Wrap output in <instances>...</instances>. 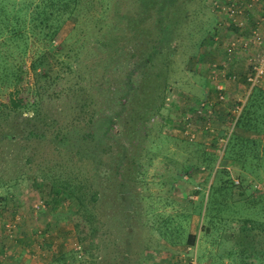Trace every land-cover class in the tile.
Instances as JSON below:
<instances>
[{
	"label": "rangeland",
	"instance_id": "374dc122",
	"mask_svg": "<svg viewBox=\"0 0 264 264\" xmlns=\"http://www.w3.org/2000/svg\"><path fill=\"white\" fill-rule=\"evenodd\" d=\"M218 3L80 0L51 13V0H0V264H264V169L242 172L231 196L207 180L233 105L222 100L211 130L195 121L192 138L161 127L210 99L209 65L232 30ZM225 94L244 103L249 88ZM54 175L98 188L97 203L79 211Z\"/></svg>",
	"mask_w": 264,
	"mask_h": 264
},
{
	"label": "trees",
	"instance_id": "16d2710c",
	"mask_svg": "<svg viewBox=\"0 0 264 264\" xmlns=\"http://www.w3.org/2000/svg\"><path fill=\"white\" fill-rule=\"evenodd\" d=\"M57 1H61L60 5L57 3ZM78 1L80 0H72V6H73L72 7L70 0H56V1L51 0V4H50L51 7H56V8H51L49 11L51 13H53L54 10H56L58 13H59V10L72 11L76 7ZM224 21L229 22V21H232V19L230 17H226ZM230 25H231V28L233 27L236 29L234 30L232 28L234 32L238 33L239 31V34H243L242 30L240 29L242 27L241 25H239L238 23L230 24ZM46 27L51 29L53 26L50 24V22H47ZM57 31H58V28L55 27L53 29V33L55 34ZM227 36H229V34ZM157 49H159V47ZM147 61H149V59H147ZM212 63L210 65H212ZM210 65H209L208 72L210 71ZM233 74H234V71L231 68L227 73V77H232ZM245 80H246L245 85L247 86V88H249L250 83L247 80V75L245 77ZM209 88H210L209 89L210 92H208V95L213 93L212 96L209 95L210 99H212V102H213V105H212L213 113L212 114L209 115L208 112H205L204 114H199L196 108L197 105L194 103L192 105L193 109H191V112H190L191 117L188 114H184L183 116H181V118H177V117L175 118L172 116L170 117L163 116L162 126H161L163 132L166 131L168 134H171V130L175 131L176 129L175 124H181V123L185 124L186 122H190V121L193 123L195 121L203 122L202 129L208 131L209 129H206L204 125H206V123L209 121L210 118L214 126V119H212V117H215L216 119H218V115L220 113L219 111L220 106L222 105L223 101L219 100V94L216 88L214 87V85L210 86ZM36 89H37L36 93L40 95V90H39L40 87ZM213 98H216L218 101L217 100H216L217 102L213 101L215 100ZM224 100L225 102H227V104L233 105L232 109L230 110L231 111L230 113L232 115L228 120L224 118V123L231 124V122L233 123L235 121L236 129H235V132H233L232 134V139L228 141L229 144L227 148H225L226 152L223 153L222 159L221 161H219L220 162L219 165L217 166V162H215V159H214L215 156H210L208 158L207 157L205 158V166L212 168L210 173H212L213 171L212 176L209 177V179H207L208 182H210L209 183L210 192L213 190L212 195H216L217 192L223 191V194L227 193L228 196H231L234 194L236 187H239V188L241 187V189H244V185L246 183L245 181L246 177L242 174V172L247 173L246 169H249V168L252 169L251 171L258 170L259 168L264 169V88L261 87V85L253 86L249 94L247 95V98L244 101V103L238 100H237L238 102H236V100H232L231 98H228V97H226V99ZM198 102L199 101L197 100L196 103L198 104ZM238 103L242 104V109L239 114H235L233 112V109L235 108L236 105H238ZM106 125L107 127L105 128V135L107 136L108 135L107 130L110 129V127L108 126L109 121H107ZM246 132L253 133V134H260L261 136L260 138L258 137L252 138L250 137L251 135H247V134H245L246 136L242 135L243 133H246ZM146 135L147 134H142V133L140 134L141 137H145ZM163 135L169 136L164 133ZM57 136H59V134H57ZM59 139H61V136L59 137ZM121 157H125V156L122 155ZM228 160L229 161L232 160L234 163L237 164L235 168L232 169L226 166V162ZM143 163L144 162H137V164L140 167L143 165ZM233 170H237V173L235 174L236 177L233 174ZM45 180H48V178L45 177ZM49 182L54 183L57 186H60L62 188L61 190H58L57 188L55 189H57V191L60 193H65L67 198H75L79 206V211H81L82 209H87L89 207L90 202H96V200L99 199V196H98L99 189L98 188H96L90 195V191L85 190L86 186L79 182L75 183L72 181L70 182L67 180H63L60 176H56V175H54L53 178ZM237 201L235 202V204L237 203ZM209 203H210V200H209ZM208 204L206 206V212L204 213V217H207V214L210 213L213 216L211 217L212 218L211 220L215 221L214 225H216L217 217L214 214L215 208H213V206L215 205H212L210 207ZM127 208H130V206ZM245 217H246L245 220L247 221L250 220L254 224L255 219L253 217L251 216H245ZM242 227L248 228L246 224H243ZM189 235H190V238H193V239L198 237V234H189ZM225 235L226 236L224 238H227L228 235L227 234ZM26 245L29 246V243ZM25 247L26 246L24 245L23 251L25 249L29 251V249ZM0 252H3V248H0Z\"/></svg>",
	"mask_w": 264,
	"mask_h": 264
},
{
	"label": "built area",
	"instance_id": "2783aa9c",
	"mask_svg": "<svg viewBox=\"0 0 264 264\" xmlns=\"http://www.w3.org/2000/svg\"><path fill=\"white\" fill-rule=\"evenodd\" d=\"M261 3V0H253V2L250 4L251 6L258 5ZM226 5L227 8L223 9L221 4H217V9L223 10L224 14L226 17H230L232 19L231 22L233 23H238L241 26H244L246 23L245 15H244V9L238 4L236 0H229L228 2L222 3V5ZM225 17V18H226ZM224 18V19H225ZM224 24V22H223ZM254 45V48H256L250 55L249 58V68L247 71V80L250 83L249 85V92L253 86L260 85L263 80H264V31L255 29L252 34H249L248 36H231L226 40V44L224 47V53L227 55L228 59L232 56H234L237 53H245L249 49L253 48L252 46ZM219 62L212 63L210 65V71L208 73L209 79L212 80L214 83V87L218 91L219 94V99L224 100L226 99V87L225 83L222 79H220V74L222 71L225 69L222 68H227V63H224L223 66H219ZM228 73V71H227ZM226 73V74H227ZM237 76L236 74H233L231 79H235ZM213 86V85H212ZM213 102L210 99H203L199 100L196 108L197 112L199 114H204L205 112H208V114L213 113L212 109ZM242 109V104L241 106L238 104L235 106L233 109V112L235 114H239ZM208 115V116H209ZM193 122H186L183 124L182 128L183 131L186 132L188 137H194L192 135H195L196 132L195 130H191V126L193 125ZM206 129L211 130L212 128V120L211 118L209 121L204 125ZM224 140V139H221ZM191 264H198L195 261H192Z\"/></svg>",
	"mask_w": 264,
	"mask_h": 264
},
{
	"label": "crops",
	"instance_id": "0c3cea01",
	"mask_svg": "<svg viewBox=\"0 0 264 264\" xmlns=\"http://www.w3.org/2000/svg\"><path fill=\"white\" fill-rule=\"evenodd\" d=\"M221 1L222 2H220V0H219V3L228 2L229 0H221ZM236 1L244 9V15H245V18L247 20L246 21L247 23H245L244 26H242L240 28L242 30L243 34H239V31H238V33H236V32L233 31V29L234 30H236V29L233 28V27H232L233 29L231 28L230 24H235V23H233L231 21H229V22L224 21V25H226V23H227L228 27L231 28L232 30H230L231 34H229V36H227L226 39L223 42V54H224V57L219 62V64L221 66H223L224 63H227V68H222V69H225V70L222 71V73L220 74L219 77H220V79H222L224 81L225 87H226V91L230 94L229 95L230 97L234 96L235 92H239L240 89L242 88V86L245 85V83H246L245 77L247 75V71H248V68H249V58L251 56L250 54L258 47L254 48V45H253L252 46L253 48L249 49L245 53H243V52L242 53H237L233 57L231 56L228 59L227 55H225V53H224V47H225V44H226V40L231 35L234 36L236 34H237V36H248L249 34H252L255 29H259V30L264 31V15L262 13L264 11V10H262V6L264 5V0H261V3H259L258 5H254V6L250 5L253 2V0H236ZM218 10H220V9H218ZM223 13H224V11H223ZM219 54H220V52H219ZM219 58H220V56H219ZM231 68L234 71V74H236V76H237L235 79H231L230 77H227L226 73ZM208 84H209V87H210L211 86L210 82H208ZM212 94L213 93H211L209 95L212 96ZM225 104L229 105V104H227V102ZM225 104H222V106L223 105L225 106ZM222 108L224 110V107H221V109ZM197 122L200 123V121H197ZM7 249H8V251L11 250V253L15 257V259H19V256H20L19 252L23 251L22 245L17 244V243L15 245H10L9 248H7ZM1 254H0V257L3 256V254L2 255ZM5 254H7V252ZM9 255H11V254L8 253V256ZM11 260H12V262H15L13 259H11ZM12 262H11V264H12ZM18 262H22V259H19ZM7 263L9 264L8 260H7Z\"/></svg>",
	"mask_w": 264,
	"mask_h": 264
}]
</instances>
